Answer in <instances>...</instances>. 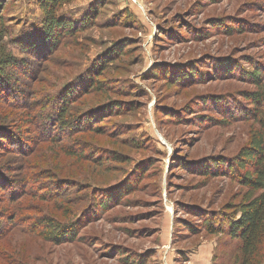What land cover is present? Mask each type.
<instances>
[{"label":"rangeland","instance_id":"obj_1","mask_svg":"<svg viewBox=\"0 0 264 264\" xmlns=\"http://www.w3.org/2000/svg\"><path fill=\"white\" fill-rule=\"evenodd\" d=\"M56 13L87 25L35 59L17 42L40 24L38 0H0V62L14 60L0 67V131L17 135L1 147L27 149L0 147V165L28 192L8 204L0 189V264H185L176 249L191 251L187 264H204L213 247L235 253L236 243L209 236L203 219L231 217L246 190L207 163L234 161L258 130L249 112L226 116L229 101L250 107L248 94L264 92V0H72ZM84 71L95 82L85 92L79 80L70 116L93 114L91 129L42 141L56 93ZM99 195L114 206L74 243L39 236V219L66 223Z\"/></svg>","mask_w":264,"mask_h":264},{"label":"trees","instance_id":"obj_2","mask_svg":"<svg viewBox=\"0 0 264 264\" xmlns=\"http://www.w3.org/2000/svg\"><path fill=\"white\" fill-rule=\"evenodd\" d=\"M70 2H72V0H38V8L42 13V20L36 31L33 33L32 37L27 40L28 42H17L31 50L30 54L33 58L41 59L43 54H45L46 57L47 54L54 51L55 47L60 44L64 38H71L73 35L78 33L80 29H82L84 24L87 25V21L85 19H72L64 16L63 14L56 13L60 6L69 5ZM1 19L2 17H0V21ZM125 21L128 23L132 22L133 17L131 15H127V19H125ZM114 23L121 25L117 21ZM117 41L118 40L115 42ZM13 62L14 60L12 57H6L0 62V67L3 69L8 68ZM93 65L100 66V63L93 62ZM165 67H168L166 68L168 71L171 68L170 66ZM86 71L82 72L76 79L70 82L66 87L61 88L56 93L53 101L54 108L52 107V112L47 113L45 119L47 124L49 122L51 124L50 129H48L49 135H46L43 132L47 137L43 138L42 141L49 143L55 142L56 140L61 139L60 133L68 134V136H70V134L73 132L84 131L86 127L87 130L91 129L90 125L93 122V114L88 113L81 117L74 118L70 116L72 111L70 105L73 103L75 95L78 93L77 91L83 88V85H81L79 80L82 78L84 79L85 92H87L95 82V74L86 76ZM194 76L196 77L197 73L194 74ZM259 76L260 75L258 73L254 74V78ZM185 77L190 79V75H185ZM252 79L253 78H250V80ZM6 81L7 80L4 79L0 73V89L3 87V84ZM175 81L177 83L182 82L181 78H178ZM256 86L260 87L258 83H256ZM1 95L4 98V95ZM246 98L250 107L242 103L232 105V101H229L227 108L228 113L226 116L228 118L227 120L234 121L239 118H242L241 120H245V114L249 112L250 117L248 119L251 118L256 121L258 130L251 134L248 143L238 152L236 158L232 159L234 161H223L221 158L218 159L217 157L212 159L211 162L207 163L215 170H218L213 175L228 177L229 179L232 178L234 181L237 180V182H239L240 185L246 190L240 204L233 209V215H231V217L227 216L225 219L222 218L221 220H218L212 218L211 213H207L206 217L203 219L205 231L209 236L226 237L227 244H229L228 240H233L236 243V248H234L235 253H227L226 256H222L220 254L218 246L213 247L210 264H264V92H252L249 93ZM12 102L16 103V100H12ZM100 110L101 109H98L96 111ZM232 115L235 117H233L234 119H232ZM241 115L244 117H240ZM53 131L59 132L57 133L59 134V137H56L57 135H54L55 133H53ZM37 134L42 135L41 127H38ZM53 136L56 138L54 139ZM16 137L17 135L15 133H10L8 130L0 131V147L2 146L1 144H7ZM2 149L15 151L20 156L27 155V149L23 150L21 147H18L16 150L12 149V147H4ZM199 160L200 159L189 160V163L186 166L190 168L189 164H193L195 161ZM207 161L209 160L202 162L204 163ZM200 162H197L196 164H199ZM235 166L237 168H235ZM246 166L251 171L244 170ZM211 167L207 166V168ZM194 168L195 165L191 166V169ZM202 168L205 173L211 172L212 170L211 168V170L209 169L208 171L205 166H202ZM220 168H222V172L224 174L219 171ZM233 168H235V170L237 169V173L234 176L231 174V171L234 172ZM224 169H226V171H223ZM8 173L9 170L0 165V189L5 192L7 203L13 204L15 199H19L28 192L22 187L24 184L22 180L14 181V179L11 178ZM208 176L214 177L211 174ZM97 198L98 199H96L95 203L90 202L87 204L81 210L79 215L73 217V219L66 223L60 224L55 222L54 219L48 217L39 219L37 223L38 225H34L35 227H41L42 230L44 228L43 234L40 232L39 236L44 237V239L50 243L60 245L74 243L78 239V232L80 228H85L86 222H95L98 216L105 213L115 204V199L113 200L108 195H99ZM47 200L50 201L49 198H47ZM174 213V210L171 209V242L173 241V229L175 228ZM14 217L11 216L10 221H13L15 219ZM5 218L6 216L3 214V212H0V239L3 238L4 234H6V230L4 228L5 226L2 224V220ZM22 219L23 218H19L18 222L22 223ZM162 221L163 217L161 219V224ZM200 245L201 244H199L195 249L197 250ZM174 252H178L181 259L183 254L186 253V256H183L185 260L183 262L186 264L189 261L188 256L191 254V251L176 249ZM2 256L3 255L0 252V258ZM131 262L135 264L132 259Z\"/></svg>","mask_w":264,"mask_h":264},{"label":"crops","instance_id":"obj_3","mask_svg":"<svg viewBox=\"0 0 264 264\" xmlns=\"http://www.w3.org/2000/svg\"><path fill=\"white\" fill-rule=\"evenodd\" d=\"M206 249H207V248H206ZM212 250H213V248H212L210 251H207L208 254L206 253V255L209 257L210 260H208V257L206 256V260H205V263H204V264H210V262H211V256H212ZM198 254H199V253H198ZM198 254H197V255H198ZM197 255H196V256H197ZM192 260H194V259H192ZM207 261H208V262H207ZM189 262H191L190 259H189V261H188L187 263H189ZM187 263H186V264H187Z\"/></svg>","mask_w":264,"mask_h":264}]
</instances>
